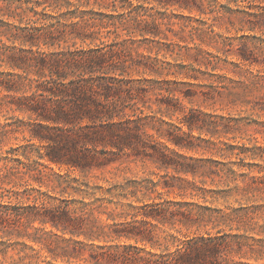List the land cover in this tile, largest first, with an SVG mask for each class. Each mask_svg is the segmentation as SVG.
I'll use <instances>...</instances> for the list:
<instances>
[{"label":"rangeland","instance_id":"obj_1","mask_svg":"<svg viewBox=\"0 0 264 264\" xmlns=\"http://www.w3.org/2000/svg\"><path fill=\"white\" fill-rule=\"evenodd\" d=\"M84 51L106 57L104 66L87 73V82L102 91L99 84L108 76L117 88L139 94L142 100H136L144 105V114L171 122L151 124L184 135L197 146L180 150L195 158L191 161L197 171L160 167L148 158L128 155L86 175L65 165L52 164L53 169L105 187L135 177L168 182V187L159 186L161 198L189 203L181 208L184 213L150 226L156 247L148 243L147 249L174 250L175 236L224 235L217 241L222 244L217 264H264V184L230 171L232 162L223 144L264 145V0H0V78L17 74L22 88L8 92L0 86V203L29 214L17 224L0 220V264H95L92 243H136L114 238L112 230L131 220L126 213L134 210L114 203L88 213L80 234L33 219L35 206L46 197L42 192L72 195L54 189L58 181L52 168L39 166L42 179L15 175L2 159L10 147L22 152L26 144H40L31 139L40 118L13 103V95H30L36 88L28 76L35 78L37 69L29 63L44 53ZM14 62H22L25 70L13 67ZM75 72L79 76L80 70ZM193 119L190 129L186 120ZM149 131L156 141H166L155 129ZM259 168L254 165L251 175H260ZM110 212L115 219L109 218ZM103 264L123 263L119 259Z\"/></svg>","mask_w":264,"mask_h":264},{"label":"trees","instance_id":"obj_2","mask_svg":"<svg viewBox=\"0 0 264 264\" xmlns=\"http://www.w3.org/2000/svg\"><path fill=\"white\" fill-rule=\"evenodd\" d=\"M160 1L173 3L176 0ZM242 55L247 57L245 49L242 50ZM21 63L14 62L12 65L24 69ZM105 64L106 57L103 54H88L86 51L44 53L29 63L30 67L34 66L37 69L38 75L35 78L28 76L32 83L35 81L36 88L30 95H13V103H16L19 109L31 111L40 118L31 134V139L39 140L40 144H26L22 146V152L18 147H10L7 150L2 159L6 161L5 166L10 167L13 174L21 176L35 174L42 179L45 174L39 166L54 170L52 164H56L61 167L65 165L69 170H78L82 175H86L95 168L118 160L122 155L148 158L158 163L160 167H172L178 171L192 173L197 171L194 162L191 161L195 158L180 151L192 150L197 146L185 139L184 135H174L169 131L166 133L159 126L151 124L156 120L161 124L171 122L163 117L144 114V105H139L136 100H142L139 94H133L123 87L117 88L110 82L108 76L99 84L103 86L102 91L96 89L101 86H93L87 82V73L97 71L98 66ZM77 70H80V74L74 76L72 73H76ZM14 75L17 74L8 73L1 77L0 86L8 92H21V84ZM18 75L25 79V76ZM129 101L133 102V105H129ZM128 108L132 111L128 112ZM195 123V119L186 120L190 129ZM150 127L157 131L159 137H165L166 141H156L155 134L149 131ZM223 144L224 155L232 162L228 167L230 171L244 179L248 177L260 179L253 182L264 184V145L257 143L248 145L228 140L223 141ZM20 155H23L25 160ZM232 157L236 160H230ZM247 158L251 161L246 160ZM15 161L18 162L12 163ZM235 165L247 167L249 170L241 172L234 167ZM254 165L260 167L258 169L260 175H251ZM52 175L58 181L54 189L59 187L62 195L69 194L72 198L42 192L46 197L42 198L40 205L35 206L37 210L33 214V219L50 223L63 232L72 234L84 232L88 213L106 206L107 203L134 209L133 212L126 213L131 215V220L121 222L122 226L114 228L112 234L117 239L123 237L135 239L136 243H92L94 250L90 255L95 264H103L104 261L116 262L119 259L123 264H217V254L222 249L220 248L222 244L217 241L224 239V235H197L185 239L175 236L177 241L174 250L157 252L146 248L148 243L153 248L156 247L150 226L168 222L175 213H184L181 208L189 203L161 198L159 186L168 187L170 186L168 182L162 184L153 178L135 177L105 187L98 183L90 184L89 181L81 180L69 173L54 170ZM40 197L38 195L35 199ZM156 197L160 199L156 200ZM56 199L81 203L83 206L72 207L58 203ZM112 212L109 218L115 219ZM28 216L27 212L14 208L10 203H0V220L7 224L20 223ZM138 242H143V245H139Z\"/></svg>","mask_w":264,"mask_h":264}]
</instances>
